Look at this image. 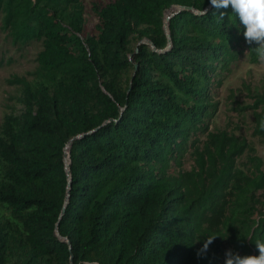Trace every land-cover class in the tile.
<instances>
[{
	"label": "trees",
	"instance_id": "obj_1",
	"mask_svg": "<svg viewBox=\"0 0 264 264\" xmlns=\"http://www.w3.org/2000/svg\"><path fill=\"white\" fill-rule=\"evenodd\" d=\"M0 12L13 42H42L32 77L6 81L19 87L21 111L0 124V264H224L227 250L259 255L264 164L252 157L254 171H242L246 141L209 130L231 64L259 62L230 6L0 0ZM135 36L150 45L132 62ZM254 98V133L264 142V96ZM189 152L194 165L184 171Z\"/></svg>",
	"mask_w": 264,
	"mask_h": 264
},
{
	"label": "rangeland",
	"instance_id": "obj_2",
	"mask_svg": "<svg viewBox=\"0 0 264 264\" xmlns=\"http://www.w3.org/2000/svg\"><path fill=\"white\" fill-rule=\"evenodd\" d=\"M171 11L167 10L166 16ZM1 18L0 12V62H2L0 65V124L6 113L21 111V105L17 102L20 89L16 85L8 84L7 79L13 75L31 78V73L37 66L36 55L42 48L41 40L13 42L8 32L2 28ZM89 22L90 17L87 16V25ZM142 44L150 45V40L137 36L131 39L127 52L131 61L133 53ZM132 73L131 68L127 76L130 77ZM256 94L264 96V65L260 61L250 63L247 56H241L231 64L230 71L216 91L215 99L218 101V109L210 120L209 126V130L214 133L225 132L227 136L246 141L247 148L241 156L236 158L237 166L246 173L254 171L252 157L258 158L262 167L264 164V142L254 133L253 112L260 111V108L253 107ZM193 165L194 157L189 152L183 158L181 169L190 170Z\"/></svg>",
	"mask_w": 264,
	"mask_h": 264
},
{
	"label": "clouds",
	"instance_id": "obj_3",
	"mask_svg": "<svg viewBox=\"0 0 264 264\" xmlns=\"http://www.w3.org/2000/svg\"><path fill=\"white\" fill-rule=\"evenodd\" d=\"M209 3L216 9L231 7L244 27L243 36L246 43L258 45L254 51L264 65V0H209ZM223 16L224 13H220V19ZM261 127L264 128V120L261 121ZM216 237L215 235L208 237L200 252L206 251ZM255 246L259 255L241 256L232 250H227L224 264H264V241L257 240Z\"/></svg>",
	"mask_w": 264,
	"mask_h": 264
},
{
	"label": "water",
	"instance_id": "obj_4",
	"mask_svg": "<svg viewBox=\"0 0 264 264\" xmlns=\"http://www.w3.org/2000/svg\"><path fill=\"white\" fill-rule=\"evenodd\" d=\"M169 18H170V15H167L166 16V21H168ZM66 156H67V160H66ZM64 159H65L66 169H67V172H68L69 156H68V152L66 153V151H65Z\"/></svg>",
	"mask_w": 264,
	"mask_h": 264
}]
</instances>
